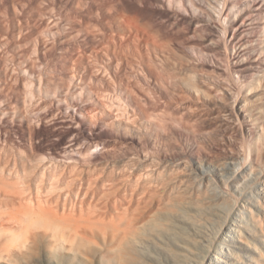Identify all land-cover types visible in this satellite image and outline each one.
Segmentation results:
<instances>
[{
    "label": "bare ground",
    "instance_id": "6f19581e",
    "mask_svg": "<svg viewBox=\"0 0 264 264\" xmlns=\"http://www.w3.org/2000/svg\"><path fill=\"white\" fill-rule=\"evenodd\" d=\"M169 1L0 0V249L41 237L64 245L97 244L100 234L138 240L146 222L158 233L171 225L163 215L197 206L212 223L209 213L219 218L222 205L238 203L230 182L253 175L257 195L243 193L233 214L223 210L231 221L222 230L238 240L231 225L250 217L264 234V214L245 206L264 212V149L254 143L264 112L259 118V106L250 107L253 81L264 75L261 50L253 53L264 46V18L257 24L252 15L264 4L238 17L231 0H221L215 17L205 11L211 1L198 12L197 3L191 12ZM203 29L209 34L199 36ZM237 41L241 48L227 57ZM200 166L213 171L200 168L199 177ZM209 226L187 241L218 242L219 232L207 239ZM202 249L192 248L194 257L221 261L218 248L207 257ZM176 251L178 261L186 256Z\"/></svg>",
    "mask_w": 264,
    "mask_h": 264
},
{
    "label": "rangeland",
    "instance_id": "374dc122",
    "mask_svg": "<svg viewBox=\"0 0 264 264\" xmlns=\"http://www.w3.org/2000/svg\"><path fill=\"white\" fill-rule=\"evenodd\" d=\"M173 1V0H172ZM171 0L169 1V2H172ZM211 1V4H214V5H216V9L215 8H213V6H210L209 7V5H211V4H209V2ZM219 1V0H218ZM218 1H216L217 2V4H221V8L216 4V2H214V0H209V1H207V0H194V2H193V0H178V2H179V4H178V2H177V0H176V3L175 4H177V6L179 7V8H181L182 10H184L185 8H183V7H185L186 5V8H187V10H191V12L194 10V11H197L198 12V10L199 9H196L197 7H199V3H201V5L203 6V7H205L206 8V6L207 7H209V8H211L212 10H210L209 8L207 9H205V11L207 12V11H209V15H211V14H213V15H211V16H215L216 14L217 15H220V11H221V9H222V3H223V1L225 2V0H222V3H221V0H220V2L218 3ZM228 1H230V0H228ZM234 1V2H233ZM258 1V2H257ZM173 2H175V1H173ZM172 2V3H173ZM202 2L204 3V5L202 4ZM206 2H208V4L206 3ZM237 2V3H236ZM171 3V4H172ZM183 3V4H182ZM186 3V4H185ZM192 5H191V4ZM196 3H197V5H196ZM231 3H233V5L235 6V7H233L234 8V10H233V8L231 9V11H233V13L235 14H233V13H231L233 16H240V14H241V12H242V10H251V9H253V6L255 5V3L256 4H260V5H263L264 4V0H238V1H236V0H231ZM174 4V3H173ZM207 4V5H206ZM189 5V6H188ZM191 5V6H190ZM193 5H196V6H194L195 7V9L193 8V10L191 9L192 7H193ZM217 6H218V8H217ZM215 7V6H214ZM264 7V6H263ZM214 9V10H213ZM218 9H219V11H218ZM217 10V11H216ZM237 13L238 12V14H236L235 12ZM185 12V11H184ZM200 12V11H199ZM215 12V13H214ZM255 13V14H254ZM253 13V15H252V17H253V19L257 22V24L259 23V24H261L262 22H263V18H264V13H262V14H259L258 15V13H256V12H254ZM206 14H208V13H206ZM216 17V16H215ZM261 17V18H260ZM247 20L248 19H245V21L247 22ZM261 22V23H260ZM228 20L227 21H224V24H225V27L228 25ZM227 24V25H226ZM170 25V24H169ZM167 26H168V24H167ZM171 27H172V25H170ZM176 27V26H175ZM174 26H173V29L175 28ZM182 28V27H181ZM184 28V27H183ZM186 28V27H185ZM185 28H184V30H185ZM259 29V30H256L257 31V35L258 36H262V34H263V30H262V28L259 26V27H256V29ZM206 29V28H205ZM184 30H182V31H184ZM186 31V30H185ZM205 31L206 32V34L205 33H203V32ZM208 31V30H207ZM206 30H201L200 32L203 34H200L199 36H204V35H207V34H209L208 32H207ZM259 31V32H258ZM262 33V34H261ZM238 42V41H237ZM235 43L233 46H232V48H231V50H228V55L226 54V52H227V50H225V51H221L222 53V55L220 56V57H226V55H227V57L230 55V56H232V53H234V51H235V53L233 54V56L236 54V52H237V50H239L241 47V45L240 46H238L239 44H240V42H238V43ZM237 47V48H235V47ZM240 47V48H239ZM263 48V49H262ZM237 49V50H236ZM261 50V51H260ZM257 51V52H256ZM255 52H253L254 54H256V53H258L259 51H260V53H258L259 54V56H261L262 57V55H263V57H264V46H262V47H260V48H258V50H256ZM262 52V53H261ZM220 52H218V54H219ZM225 53V54H224ZM249 55V54H248ZM248 55H245L246 56V59H248ZM255 56H257V54L255 55ZM227 57L226 58H222V61H223V63L225 64V67H228L227 69H229V68H231L230 67V65H229V63L227 62ZM226 61V62H225ZM230 70H232V68L231 69H229L228 71H230ZM229 79L231 78V77H228ZM242 84H241V83ZM254 83V88L253 89H251V93L254 91V92H256L257 93V90H258V97H256V99L255 98H253L254 99V104L253 103H251V105H250V107H252V106H259V108L257 107V110H256V114L259 116V118L261 117V116H263V112H264V75L261 77L260 76V78L259 77H257L256 78V80H254L253 81ZM241 84V86L240 87H244L243 86V82L242 81H239V85ZM256 88H257V90H256ZM253 90V91H252ZM256 90V91H255ZM261 91V92H260ZM260 92V93H259ZM263 96H262V95ZM256 100V101H255ZM261 100V101H260ZM258 102V105L257 104H255V103H257ZM256 106H255V108H256ZM259 112H260V114H259ZM261 112L263 113V114H261ZM263 134V135H262ZM261 136V137H260ZM260 139H261V141H260ZM254 143H256V145L258 144V147L260 146V150L262 149H264V133H263V130H260V132H259V137L255 140V142ZM262 147V148H261ZM262 169H264V164L262 163ZM200 168L202 169V170H208L210 173L213 171L212 169H210V168H208V167H199V170H197V173L199 174V177H202V170H200ZM264 171V170H263ZM201 175V176H200ZM254 177H250V178H248V179H245V180H241L240 181V184L238 185L237 184V186H236V184L234 185V184H232L231 182H230V187L231 188H233L232 189V192H233V194L236 196V197H238L237 198V201L236 202H238V203H236L237 204V206H239V203L240 202H243L241 199H242V197H241V195L243 194V197H253V196H255V195H257V192L259 191V190H257L258 189V186H257V183H258V179H256L255 180V178H257V175H253ZM224 178H221V179H217V184L221 187V188H223L224 187V180H223ZM253 179V180H252ZM249 180V181H248ZM248 181V182H247ZM254 181V182H253ZM256 183V184H255ZM240 186V187H239ZM213 188H215V186L213 187ZM238 189V190H237ZM242 190V191H241ZM255 190V191H254ZM238 191H239V193H238ZM219 193V192H218ZM245 195V196H244ZM241 198H240V197ZM261 199L262 200H264L263 199V197L261 196ZM233 201V200H232ZM226 202V201H225ZM224 202V203H225ZM230 202V203H229ZM229 202H227V204H225V206H223L222 205V208H224V207H226V208H224L223 210H225V209H227V211L229 212V213H231V214H233L234 212L233 211H235L236 209H235V207H236V204L233 202H231V199L229 200ZM222 203V202H221ZM224 203H222V204H224ZM244 203V202H243ZM257 204H258V202H256ZM245 205V204H244ZM233 206V207H232ZM245 206H247V207H251V209H253V210H255V213H261V215H263L264 214V212H263V210H262V212H261V209H260V207H259V209H258V207L256 208V206H253V205H251V204H246ZM198 207V208H197ZM196 207V209H197V211H196V209H195V207L194 208H187L186 210H188L189 212H187V213H184V214H182V212H183V210L179 213V212H175L174 214H172V213H168V214H165L166 215V219H165V215H163L161 218L163 219L164 218V220H168L169 221V219H170V224L171 225H169L170 227H172V228H169V226L168 227H164L165 229H163V228H160V229H158V233H156L157 231V229L154 231V229L156 228V227H154L153 225H148L147 226V222H146V225H145V227H146V234L145 235H143V236H140V237H138V240H136L137 238H135V237H133V236H131V237H126V239L127 240H125L124 241V239L122 240V243H120L121 241H119L120 239L119 238H114V237H112V236H110V238H106L104 235H99V236H97V238H95V240H96V243H97V240H98V243L97 244H95V242H93L94 241V239L93 240H91V242L90 243H88L87 241L86 242H83V243H75V244H73V245H69V244H66V245H64L63 244V242H61V241H59V242H57L56 240H54V239H52V238H49V237H41V238H39L38 240H36L35 242H31V243H22V242H13L11 245H12V248L11 249H9V250H11L10 252L9 251H7V249H3V248H1L0 249V264H217V262H221V263H218V264H260L259 263V261H258V259L260 260V258L262 257L261 256V252L262 251H264V239H262V238H264V234L262 233V231H261V229L259 228V226H257L256 225V223H253V221L254 220H252L250 217H246L247 218V221L246 222H244V224H243V222L241 223L240 222V220H242V219H240V217L238 218L239 219V221H237L235 224H239V225H241V226H238V225H231L232 226V228H235V229H237V230H241V233H240V235H238L237 236V238H240L241 236V238L240 239H242L241 241H240V239H235V241H232V237H234V233H230V232H225V233H227V235L226 234H223V230H222V228H225V227H223L224 225L226 226L228 223H230V215H229V213L227 214V211H224L223 212V210H222V212H219V211H221V210H215L218 214H222V216H221V214L219 215L220 217H222V218H218L217 217V215H214V214H208V216H210V218H212V219H215V220H217V221H215V220H213V222L212 221H210V222H212V223H214V224H217V225H215V226H217V228H220V226H222V224H223V226L220 228V230L222 231V233H220V231H218L219 229H216V227H212L211 225H212V223H209L208 222V220H206L205 219V217H203L204 215L205 216H207L206 215V213L207 212H205V210L201 207V209H200V207L199 206H197ZM235 209V210H234ZM191 211V212H190ZM214 211V212H215ZM258 211V212H257ZM200 212L202 213V215L200 214ZM226 212V213H225ZM179 214V215H176V214ZM191 215H190V214ZM205 213V214H204ZM186 214H187V216H186ZM197 214V215H196ZM167 215H168V217H167ZM171 215V216H170ZM195 215H196V217H195ZM185 216V217H184ZM264 216V215H263ZM187 217H188V219H187ZM198 218V219H197ZM201 218H203V224L204 225H210L209 226V235L210 236H207V239L209 238V240H211V239H213L214 237H218L219 235L222 237V238H218L217 240H218V242H219V244H218V242H216V240L215 241H213L212 240V244L211 245H213V246H211L210 245V243H211V241H210V243L209 242H205L204 243V245L205 246H201V243H199V242H197V243H193V244H195V245H193V244H191V243H189V241H187V240H189L191 237L190 236H188V235H196L197 236V234H196V232H198L199 231V229H205L203 226H202V222H201ZM246 218H245V220H246ZM201 219V220H200ZM219 219V220H218ZM200 220V222H198ZM249 220H251V221H249ZM193 221V222H192ZM195 221L197 222V223H195ZM215 221V222H214ZM221 221V222H220ZM206 224H205V223ZM217 222V223H216ZM252 222V224H251V226H249L250 225V223ZM201 223V225H199V224ZM208 223V224H207ZM218 223H220V224H218ZM225 223V224H224ZM241 223V224H240ZM248 223V224H247ZM173 224V225H172ZM247 224V225H246ZM255 224V225H254ZM243 225H245V228L243 227ZM150 226V227H149ZM151 226H152V228H151ZM179 226V227H178ZM184 226V227H183ZM214 226V225H213ZM237 226V227H236ZM248 228H247V227ZM255 226H256V228H255ZM181 227V228H180ZM202 227V228H201ZM243 227V228H242ZM258 227V228H257ZM148 228V229H147ZM167 228H169V229H171V231H169V233H176V234H166V233H168V230H167ZM251 228V229H250ZM149 229H151V231L149 230ZM174 231H173V230ZM184 229H185V231H184ZM194 229H196V230H198V231H196V230H194ZM253 229L254 230H256L257 232H254L253 231ZM259 229V230H258ZM154 232H153V231ZM161 230V234L159 233V231ZM166 230V231H165ZM245 230H247V231H245ZM33 231V230H32ZM149 231V232H148ZM164 232V234L166 235H164L163 234V232ZM195 231V232H194ZM211 231L213 232V233H211ZM248 231H249V233H248ZM35 232V231H34ZM143 232H145V231H143ZM218 232H219V235H218ZM247 232V233H246ZM251 232H253L254 233V235H253V233H251ZM150 233H151V235H150ZM152 233H154V235L152 234ZM156 233V234H155ZM177 233H180L181 235H182V237H181V235H177ZM192 233H194V234H192ZM251 233V234H250ZM257 233V234H256ZM149 234V235H148ZM217 234V235H216ZM247 234V235H246ZM256 234V235H255ZM149 237H148V236ZM159 235V236H158ZM160 235H162V236H160ZM168 235H170V236H168ZM178 236L177 238H175L176 240H180L181 238H183V239H181L183 242H182V244H181V240L178 242V241H176L175 239H173L174 238V236ZM216 235V236H215ZM223 235V236H222ZM175 236V237H176ZM188 236V237H187ZM231 236V237H230ZM255 236V237H254ZM112 237V238H111ZM143 237H144V239H143ZM148 237V238H147ZM159 237V238H158ZM162 237V238H161ZM164 237H170L169 239L167 238V240H169V242H173L174 240V242H176V245H175V243H169L168 244V242H167V240H166V238H164ZM173 237V238H172ZM180 237V238H179ZM198 237V240L199 239H201L199 236H197ZM187 238V239H186ZM211 238V239H210ZM215 238V239H216ZM226 240H225V239ZM245 238V239H244ZM246 238L248 239V241L246 240ZM2 238H0V240H1ZM170 239H173V240H171L170 241ZM220 239V240H219ZM223 239V240H222ZM162 240L165 242V240H166V242L164 243V242H162ZM187 242H186V241ZM234 240V239H233ZM244 240H246V241H244ZM158 242H160L161 244L163 243V244H165L164 246L163 245H161L160 243H158ZM178 242V243H177ZM186 242V243H185ZM221 242V243H220ZM225 242V243H224ZM242 242H244V243H242ZM88 243V244H87ZM124 243V244H123ZM157 243H158V245H157ZM167 243V244H166ZM217 243V244H216ZM257 243V244H256ZM87 244V245H86ZM173 244V245H172ZM179 244V245H178ZM186 244H189V246H191L189 249L190 250H188V247H187V245ZM198 245V250H199V248L201 247V249H202V252H203V255H206V254H208V255H211V253L212 254H214L215 252H213L214 250L216 251V249L218 250V251H220L221 252V254H215L217 257H219L220 258V260L221 261H217L216 259H212V258H210L209 260L207 259V258H203V259H205V260H203V259H201V258H197V257H194V256H197L196 254L194 255V253L192 254V252H193V250L197 253V252H200L201 253V249L198 251L197 250V248L196 247H194V246H197ZM225 244H227V245H225ZM91 245V246H90ZM169 245V246H168ZM185 245H186V247H185ZM200 245V246H199ZM207 245H208V247H207ZM217 245V246H216ZM117 246H119V247H117ZM122 248H121V247ZM159 246V247H158ZM161 246V247H160ZM168 246V247H167ZM171 246L172 247H174V248H171ZM178 246H180V247H178ZM184 248H183V247ZM219 246H220V248H219ZM224 247V253L226 254L227 253V255H222V253H223V251H221V248L222 247ZM170 247V248H169ZM204 247H206V248H204ZM214 249H213V248ZM118 250H117V249ZM165 248V249H164ZM175 248H176V250L177 251H179L180 253L182 252V254L184 253V254H186V256L185 255H180V261H178L177 259H178V257L179 256H177L176 258H175V254H171V251L173 250V252H174V250H175ZM186 248V249H185ZM193 248V250H191ZM212 248V249H211ZM216 248V249H215ZM250 248V249H249ZM115 249V250H114ZM121 249V250H120ZM125 249V250H124ZM172 249V250H171ZM183 249V250H182ZM209 249L210 250H212V251H209ZM232 249V250H231ZM164 250H166V251H168V252H166V251H164ZM182 250V251H181ZM187 250V251H186ZM230 252H229V251ZM236 252H235V251ZM114 251V252H113ZM176 251V252H177ZM189 251V252H188ZM191 251V252H190ZM206 251V252H205ZM226 251V252H225ZM235 253H234V252ZM119 252H122V253H119ZM124 252V253H123ZM185 252H187V253H185ZM209 252H210V254H209ZM228 252H229V254H228ZM116 253V254H115ZM169 253V254H168ZM219 253V252H218ZM258 253H259V255H258ZM118 254V255H117ZM171 254V255H170ZM189 254V255H188ZM120 255V257H118ZM124 255V256H123ZM172 255H174V256H172ZM188 255V256H187ZM232 255H234L233 257H232ZM241 256V258L239 257V256ZM255 255V256H254ZM182 256V257H181ZM183 256L185 257L184 259H183ZM189 256H191V257H189ZM221 256V257H220ZM228 256H230V257H228ZM261 256V257H260ZM186 257H187V259H186ZM206 257H207V255H206ZM123 258V259H122ZM189 258H191V260H192V258L194 259L193 260V262L190 260L189 261ZM256 258V259H255ZM118 259H120V261L118 260ZM122 259V260H121ZM181 259H182V261H181ZM263 259V258H262ZM127 262H126V261ZM183 260H185V262L183 261ZM199 260H201V261H199ZM207 260H208V262H207ZM215 260V261H214ZM256 260V261H255ZM123 263H122V262ZM175 261V262H174ZM197 261V262H196ZM262 260H260V262H261ZM125 262V263H124ZM183 262V263H182ZM196 262V263H195ZM211 262V263H210ZM213 262V263H212Z\"/></svg>",
    "mask_w": 264,
    "mask_h": 264
}]
</instances>
